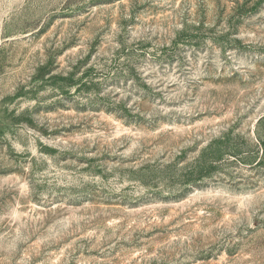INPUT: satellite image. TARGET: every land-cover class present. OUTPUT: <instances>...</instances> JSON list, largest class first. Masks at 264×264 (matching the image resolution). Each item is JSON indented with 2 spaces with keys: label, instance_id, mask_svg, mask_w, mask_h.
I'll return each instance as SVG.
<instances>
[{
  "label": "rangeland",
  "instance_id": "1",
  "mask_svg": "<svg viewBox=\"0 0 264 264\" xmlns=\"http://www.w3.org/2000/svg\"><path fill=\"white\" fill-rule=\"evenodd\" d=\"M0 264H264V0H0Z\"/></svg>",
  "mask_w": 264,
  "mask_h": 264
}]
</instances>
